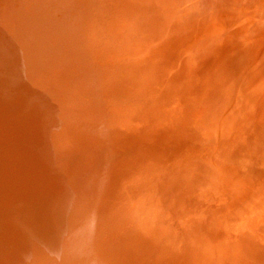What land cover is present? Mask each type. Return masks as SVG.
Returning a JSON list of instances; mask_svg holds the SVG:
<instances>
[{"label": "bare ground", "instance_id": "obj_1", "mask_svg": "<svg viewBox=\"0 0 264 264\" xmlns=\"http://www.w3.org/2000/svg\"><path fill=\"white\" fill-rule=\"evenodd\" d=\"M0 136L13 264H264V0H0Z\"/></svg>", "mask_w": 264, "mask_h": 264}, {"label": "rangeland", "instance_id": "obj_2", "mask_svg": "<svg viewBox=\"0 0 264 264\" xmlns=\"http://www.w3.org/2000/svg\"><path fill=\"white\" fill-rule=\"evenodd\" d=\"M40 103H38V105L39 106H42V107H44L46 110L48 109V107L49 106H51L49 109L50 110H54V111H56L57 110V106H55L54 104H51L50 102L48 103V102H46V101H44V99H40V101H39ZM15 115V114H14ZM8 117L9 116H6V117H4L3 118V120H2V124L4 125V126H6L8 129H11V126L9 125V123H10V120L8 119ZM0 137H3V136H0ZM6 138H8V137H6ZM22 141H24L23 139H21ZM25 141H27V140H25ZM25 145H27V144H20L19 145V149H20V146H21V148L22 149H20L19 150V152H22V154H25L27 151V153H30L32 150H31V147L32 146H27V147H25ZM25 149V151H24V149ZM8 165H9V167L11 166V164H9L8 162H6ZM14 169H11L10 171V176H8L9 177V179L10 180H12V175H13V171ZM43 172V173H42ZM41 172V175H42V177L41 176H36L35 178H34V182H37V185H38V187H42V186H46L47 184H48V181H46L45 182V179L46 180H48V178H47V175H48V172L45 170V171H42ZM12 183V182H11ZM0 186H2L1 185V183H0ZM74 196H72L71 194H69V192H68V194L65 196V200H64V202L65 201H67V203L69 204V205H71L73 202H74ZM0 216H1V214H0ZM1 218V217H0ZM5 229V228H4ZM18 230H21L20 229V227H17L16 229H15V231L12 229V230H10V229H8L7 228V226H6V229H5V231L8 233L9 232V235L10 234H13L14 232L16 233V231H18ZM24 231H26V230H24ZM18 234H20L21 232H17ZM2 234V236H0L1 238H0V243H1V245H2V248H1V250H0V260L1 259H3L4 260V262L2 263V264H13L14 263V259H13V249L15 248L14 247V240L12 241L9 237H8V239L7 240H5V235H4V233L2 232L1 233ZM2 238H3V240H2ZM15 243H16V241H15ZM8 244V245H7ZM14 244V245H13ZM7 253V254H6ZM26 262H27V260H26Z\"/></svg>", "mask_w": 264, "mask_h": 264}]
</instances>
